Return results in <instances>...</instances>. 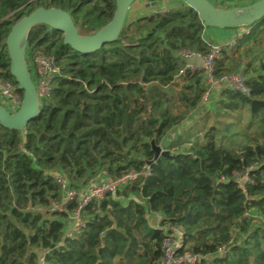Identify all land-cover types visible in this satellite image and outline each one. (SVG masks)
<instances>
[{"label":"trees","instance_id":"obj_1","mask_svg":"<svg viewBox=\"0 0 264 264\" xmlns=\"http://www.w3.org/2000/svg\"><path fill=\"white\" fill-rule=\"evenodd\" d=\"M37 6L69 11L79 33L93 34L116 5L114 0H0V71L12 80L5 38L14 22ZM181 6L126 22L117 41L90 54L73 50L61 32L45 24L32 28L30 69L38 47L56 57L62 75L27 126L26 151L19 131L0 127V264H158L163 227L172 223L203 256L198 264H264V56L258 69L242 70L249 94L223 88L218 106L165 146L177 152L174 158L159 157L147 177L88 203L78 231L67 234L75 203L68 212L48 210L59 195L49 164L80 177L97 167L112 176L142 170L154 156L151 139L161 144L199 107L206 90L200 71L180 73L185 61L177 51L207 52L206 26L193 8ZM247 27L249 39L256 40L264 35V18ZM231 61L224 48L217 75L235 70ZM222 114L226 119L220 120ZM239 127L243 133H237ZM241 134L244 142L236 147ZM235 172L247 178L239 183ZM37 206L44 211L32 209ZM249 209L256 213L246 216ZM151 212L163 215L157 227L149 222ZM223 247L226 253L220 255Z\"/></svg>","mask_w":264,"mask_h":264},{"label":"built area","instance_id":"obj_2","mask_svg":"<svg viewBox=\"0 0 264 264\" xmlns=\"http://www.w3.org/2000/svg\"><path fill=\"white\" fill-rule=\"evenodd\" d=\"M144 6L145 8H156L154 13L159 14H165L171 8L170 0L149 1L144 3ZM249 32L250 28L244 27L240 34H237L224 44L206 41L209 48L207 52L189 47H182L177 51V54L185 61V67L180 73H183L185 70L192 72L200 71L206 87L201 99L202 102L209 101L212 91L219 86L242 94H249L246 75L242 70L228 71L220 76L217 75L216 71V61L221 57L223 49H235L238 41ZM195 59L200 62L194 61ZM30 71L40 103H42L43 100L50 98L58 77L62 75V66L53 54L36 47L33 51ZM22 97L23 93L17 88V83L0 71L1 104L8 111L15 112L20 107ZM149 173V165H145L142 170L131 169L119 176L108 175L105 172L102 179L87 177L88 179H85L80 186H75L68 175L60 170L53 175V181L58 187L59 195L57 198L51 199L48 210L52 213L68 212L72 204L75 203V207L69 215L72 225L71 228L67 229V234L71 235L78 231L82 225L81 211L88 203L94 199L100 200L107 195L114 196L129 184L134 183L140 178L147 177ZM234 177L237 178L239 183H242L247 178V175L235 172ZM133 199L135 198L133 197ZM254 214L255 212L252 209L245 212L246 216H253ZM240 223V220L236 222L235 229L239 227ZM163 231L165 237L162 244V257L158 264H198L202 261L203 256L195 253L186 245L185 232L181 226L174 223L168 224L163 227ZM219 253L220 255H224L226 248H221Z\"/></svg>","mask_w":264,"mask_h":264},{"label":"water","instance_id":"obj_3","mask_svg":"<svg viewBox=\"0 0 264 264\" xmlns=\"http://www.w3.org/2000/svg\"><path fill=\"white\" fill-rule=\"evenodd\" d=\"M115 11L111 19L93 34H81L69 11L60 7L37 6L30 13L21 16L14 22L5 38V46L9 57L10 75L23 93L20 107L15 112L8 111L0 102V127L21 133L20 148L26 151L28 140V124L41 111V103L27 61V46L32 28L45 24L52 30L62 33L63 43L73 50L90 54L101 47L117 41L125 26L129 11L136 0H114ZM184 4L193 8L203 25L211 28H244L264 18V0H255L244 5L223 7L211 0H183ZM29 1L27 5H30ZM154 151L151 165L159 157L174 158L177 152L158 144L153 137L150 141ZM2 146L0 139V148Z\"/></svg>","mask_w":264,"mask_h":264},{"label":"rangeland","instance_id":"obj_4","mask_svg":"<svg viewBox=\"0 0 264 264\" xmlns=\"http://www.w3.org/2000/svg\"><path fill=\"white\" fill-rule=\"evenodd\" d=\"M149 1H156V0H136L135 3L132 5L130 11H129V15L127 17V21L126 22H131V21H135L137 18H140V17H143L145 15H150V14H153L154 11L156 10V8L152 7V8H145L144 6V3L146 2H149ZM184 3L183 0H170V4L172 7H180L182 4ZM214 3V2H213ZM182 8V6H181ZM249 37L248 35L243 39L241 40L243 42H246L248 41ZM264 35L262 34L261 36L259 35L258 36V39L256 41H253L252 45L250 47L248 46H245V45H241V46H236L235 49L232 51L234 54L237 53L236 55H233V57L235 58V62L233 63V66L235 65V70L237 69L238 71H241L245 68L247 69H250L253 70V69H258L259 68V58L262 54H264V49L261 51L262 54H257L259 53V50L260 48L264 47ZM256 52V53H255ZM259 61V62H258ZM68 61L67 59H64V63L66 64ZM219 94V93H218ZM211 98L213 99L214 97L211 96L209 100H211ZM218 99V98H217ZM217 99L213 100L214 102H210V104H207L208 107H203V106H206V103H203L201 101L200 105H199V109H195V110H192L190 113H187L185 119L183 120L187 122V118L189 119L192 114H195L198 115L199 111L202 112V110H207L211 107V105H213L212 108H216V106H218V101ZM209 102V101H208ZM207 102V103H208ZM202 103L204 105H202ZM200 106L203 108H200ZM246 119H247V116H245ZM223 119H226L224 117V115H220V120H223ZM231 120V119H228V121ZM182 122V123H183ZM180 124V126H183L185 124ZM173 128H176V127H173ZM172 128V129H173ZM180 129V128H179ZM243 129H241L239 127V130H237V133H243L242 131ZM240 137L239 141L234 143L236 147H240L239 145L243 144L244 140L242 138V134L241 135H238ZM237 136V137H238ZM163 146V145H162ZM6 155H7V152L5 151ZM97 170L96 171H93V172H90L89 175H85L83 177H80L79 175L76 174V172L70 174L67 169L63 166V165H56V164H49L48 165V171L52 172V176L54 175L55 172H58V171H67L70 175H68L66 172V174L68 175V177L71 179V181L73 182V184L76 186H80L81 183L84 182V180L88 177H94V178H102L105 174V170L104 168L102 167H97L96 168ZM87 178V179H88ZM79 188V187H78ZM33 210L35 211H44V209L40 206H37L35 208H32ZM254 212L256 213V211L254 210ZM69 224V227L71 228V224H72V220H68L67 222Z\"/></svg>","mask_w":264,"mask_h":264},{"label":"crops","instance_id":"obj_5","mask_svg":"<svg viewBox=\"0 0 264 264\" xmlns=\"http://www.w3.org/2000/svg\"><path fill=\"white\" fill-rule=\"evenodd\" d=\"M211 1L214 2L216 5H219V6L232 7V6H237V5L248 4V3H251V2H253L255 0H211ZM242 31H243V28H235V29H227L226 28V29H224V28H211V27H206L203 30L202 36H203L204 40L207 41V42H219V43L224 44L227 41H229L230 39L234 38L237 34H240ZM246 36H244L242 39H240L238 41L237 46L245 45V46L250 47L252 45L253 41H256L258 39V37H257L256 40L253 39V38H250V39H248V41L241 43L242 42L241 40H243ZM263 49H264V47L260 48L259 53H257V54H259V56H260V54H262L261 51ZM233 50H229V52L231 54V58L233 60H235V58L232 55V53H233L232 51ZM237 53H235V54L233 53V54L236 55ZM263 56H264V54H262L260 56L259 61H261V59L263 58ZM194 61L197 62L198 60L195 59ZM198 62H200V61H198ZM230 63L233 64L234 62L231 61ZM200 78L202 79V76L201 75H200ZM202 82L204 84L203 79H202ZM223 88L224 87L219 86L216 89H214L212 91V94H211V96H213L214 98L213 99L211 98V100H209V102L207 101L208 103L207 102H203V103H206V106H203V107H208L207 104H210V102L211 103L214 102L213 100H215L218 97V95H219L218 93H220V91ZM203 103H202V105H204ZM211 107H213V105H211ZM200 108H202V107L200 106ZM209 109H207V110H209ZM207 110H205V111L202 110V112L199 111L198 115H196V116H195V114H192V116L189 119L187 118V122L184 121L185 124H184V122L182 123V124H184L183 126H180V124H179L176 128L171 129L166 134V136L163 138V141H162L161 145H163L164 147L166 145H168L171 141H173L175 139L176 136L180 135L186 127L190 126L194 120H196L199 117H201ZM162 218H163V215L161 213L151 212V213L148 214L149 222L151 224H153L155 227L158 226V224H159V222L161 221Z\"/></svg>","mask_w":264,"mask_h":264}]
</instances>
